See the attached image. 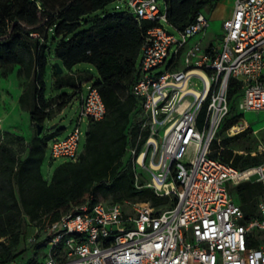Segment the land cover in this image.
I'll return each instance as SVG.
<instances>
[{"label": "built area", "instance_id": "obj_1", "mask_svg": "<svg viewBox=\"0 0 264 264\" xmlns=\"http://www.w3.org/2000/svg\"><path fill=\"white\" fill-rule=\"evenodd\" d=\"M117 1L138 22L158 24L148 32L131 88L140 110L128 153L135 186L167 203L75 206L38 240L32 236L48 248L36 264H264V161L236 168L213 157L222 150L213 145L222 142L233 102L242 116L264 110V0H235L213 40L206 12L178 29L164 0ZM85 87L77 127L51 140L53 161L77 160L81 121L107 114L99 90ZM235 126L241 129L232 133ZM235 126L227 137L250 129L243 118ZM246 182L263 186L249 218L231 192Z\"/></svg>", "mask_w": 264, "mask_h": 264}, {"label": "trees", "instance_id": "obj_2", "mask_svg": "<svg viewBox=\"0 0 264 264\" xmlns=\"http://www.w3.org/2000/svg\"><path fill=\"white\" fill-rule=\"evenodd\" d=\"M114 1L0 0V75H10L17 66L23 70L28 85L20 97V106L29 112L36 133L29 142L8 132L0 141V264H12L18 259L15 252L26 222L43 230L88 200L94 204L133 202L154 207L167 203L151 189L135 186L128 153L137 134L140 110L131 88L148 32L158 24L138 22L127 8L108 13L106 8ZM164 1L169 22L184 29L199 13L222 0ZM53 58L70 72L87 64L96 76L89 70L91 76L79 85L74 79L59 78ZM50 65L57 78V90L71 87L74 95L47 94L45 76ZM83 83H91L99 90L107 114L100 121H89L78 159L62 161L46 179L42 168L49 143L60 130L57 127L38 136L37 126H45L76 95L81 100ZM242 118L238 113L227 118L219 132L223 143L234 139L225 133ZM215 148H219L217 141ZM259 155L262 152L222 147L213 157L236 168H247L263 162ZM262 193L263 186L257 182L237 186V195H233L247 218L255 215ZM38 245L44 247L46 241L40 240ZM37 262L32 258L26 264Z\"/></svg>", "mask_w": 264, "mask_h": 264}, {"label": "rangeland", "instance_id": "obj_3", "mask_svg": "<svg viewBox=\"0 0 264 264\" xmlns=\"http://www.w3.org/2000/svg\"><path fill=\"white\" fill-rule=\"evenodd\" d=\"M234 2L235 0H222L218 2L215 6L208 7L206 9V13L207 15L210 16L214 14V12L216 14L217 10H219L218 12H225L230 8L232 3ZM120 6H124V4L116 0L106 8V11L108 13L119 11L121 10L119 9ZM219 25H216L217 26L216 29L218 30V33H221L222 26ZM55 63L56 61L53 58L52 65ZM52 65L49 66L45 76L47 94L50 95L54 93L58 94L64 92L74 95L75 90L74 88L71 87H63L62 89L57 90L55 85V76L53 74ZM77 68H79V70L89 69L90 66L87 64H81ZM63 69L64 71L63 73L59 74V78L62 79L75 78L73 76H70V71L68 69L66 68ZM91 71H92V75L95 77L96 72L93 69H91ZM91 71L88 70L82 73L80 71L76 72L75 69L74 72L76 73L73 72V74L74 76L79 73L85 74L84 75L85 77H83L82 79H86L87 77L91 76ZM27 85L28 82L25 79L23 70L19 66L15 67L10 73V75L6 77L0 75V141L4 140L3 134L7 132L14 136H18L17 133H25V134L30 133L31 136L35 134V132L31 131L30 128L31 122L29 124V118H30V114H28L29 112L24 113L23 117L19 116V113L15 110L8 112V110H11L13 106L16 104L17 90L23 91L27 87ZM83 93L85 95L87 94L86 87L83 88ZM78 96L79 95H76L74 101L71 104L66 106L62 112L61 111L56 112L52 120L45 124L43 135L50 132L52 130V126L54 125H58L59 129H64V131L68 130L69 132L73 131L77 127L80 118L79 107L81 101ZM236 105H237L236 102L232 103L233 110L231 111L230 115H234L235 113H237ZM243 120L247 122L250 129H248L245 133L237 135L236 137L235 135L234 137H229L234 139L224 140V143L221 142L220 144H218V147L234 148L236 150L244 151L246 153L262 152V155L259 156H261V160L264 161V110L259 112L257 111L247 112L243 116ZM240 123H243V121H241ZM80 127L82 131V141L80 145V150L83 151V146L89 129L88 118H84L81 121ZM240 129H241L240 127H237L232 130V133H236L240 131ZM66 136H62L61 134L58 135L59 139H63ZM50 146L51 145L49 143L46 161L42 168L44 177L46 179L51 178L54 169L62 162L61 160H54L52 161L53 163L50 164L52 159ZM219 148H215V149H219ZM231 192L237 195V187L232 188ZM36 234L38 235L36 237L38 240L41 236V230L39 229V227H36L35 225H31L29 222H26L23 229V237L20 246L15 252V254L18 255V259L12 264H26L32 258L36 259L37 261L39 260L42 261L45 259V255L48 251L47 246L43 247L38 245V241H34V242L30 241L32 236Z\"/></svg>", "mask_w": 264, "mask_h": 264}, {"label": "crops", "instance_id": "obj_4", "mask_svg": "<svg viewBox=\"0 0 264 264\" xmlns=\"http://www.w3.org/2000/svg\"><path fill=\"white\" fill-rule=\"evenodd\" d=\"M223 5V4H222ZM219 10H217L216 11V14H215V12H214V14H212V15H210L209 17H210V20H211V28H210V32H209V40H213V38L215 37V36H217L219 33H218V30L216 29L217 28V26L216 25H219V26H222V24H223V22L226 20V19H228V18H230L231 17V15H232V13H233V11H234V3H232V5L230 6V8L227 10V11H225V12H218ZM214 19V20H213ZM222 22V23H221ZM212 37V38H211ZM78 67V66H77ZM77 67H75L74 69H73V71L72 72H74V70L76 69V72L77 71H80V72H82V73H84V72H86V71H88V70H91V68H89V69H81V70H79V68H77ZM72 72H70V73H72ZM76 72H74V73H76ZM85 74H76L75 76L73 75V77H75V78H73V79H75V82L76 83H78V85L80 84V82L83 80L82 78L83 77H85L84 76ZM89 77H87L86 79H88ZM57 80V78H55V81ZM87 84H89V83H83V88L85 87V85H87ZM25 90V89H24ZM24 90L23 91H18L17 90V93H16V104L13 106V108L11 109V110H8V112H11L12 110H15V111H17L18 113H19V116H21V117H23V115H24V113H28V111H23L22 110V108H21V106H20V97H21V95L23 94V92H24ZM54 95H57V94H53V96ZM80 103H81V101H80ZM10 109V108H9ZM29 114V113H28ZM30 122H31V119L29 118V124H30ZM246 122V121H245ZM247 123V122H246ZM57 127H58V125H56ZM30 128H31V131H34L33 130V128H32V123H31V125H30ZM60 131H59V133H58V135L59 134H61L62 136H66V135H68V133H69V131L68 130H65L64 131V129H59ZM35 132V131H34ZM15 133H17V132H15ZM36 134V133H35ZM34 134V135H35ZM17 135L18 136H20V137H23L27 142H29V141H31V139L33 138V136H31V134L30 133H28V134H25V133H17ZM58 135L56 136L57 138H59L58 137ZM50 145H51V142H50ZM53 160L51 159V163L50 164H52L53 162H52Z\"/></svg>", "mask_w": 264, "mask_h": 264}, {"label": "water", "instance_id": "obj_5", "mask_svg": "<svg viewBox=\"0 0 264 264\" xmlns=\"http://www.w3.org/2000/svg\"><path fill=\"white\" fill-rule=\"evenodd\" d=\"M54 67L57 68V74L63 73L64 69H63V67H61V65L59 63H55ZM37 128H38L37 135L40 136L43 133L45 126L44 125H38ZM56 128H57L56 125L52 126V129H56Z\"/></svg>", "mask_w": 264, "mask_h": 264}]
</instances>
